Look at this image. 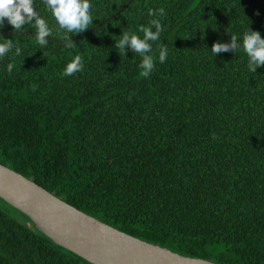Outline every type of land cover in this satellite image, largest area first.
<instances>
[{
	"label": "trees",
	"instance_id": "trees-1",
	"mask_svg": "<svg viewBox=\"0 0 264 264\" xmlns=\"http://www.w3.org/2000/svg\"><path fill=\"white\" fill-rule=\"evenodd\" d=\"M90 3L92 23L75 34L34 0L52 31L42 48L34 22L0 24L14 45L0 57V163L138 238L264 264V65L250 71L243 49L250 29L264 38V0ZM153 19L164 30L144 77L142 57L115 43ZM231 34L241 46L214 55ZM76 55L83 70L65 76ZM4 206L18 211L0 198V264H93Z\"/></svg>",
	"mask_w": 264,
	"mask_h": 264
},
{
	"label": "water",
	"instance_id": "water-1",
	"mask_svg": "<svg viewBox=\"0 0 264 264\" xmlns=\"http://www.w3.org/2000/svg\"><path fill=\"white\" fill-rule=\"evenodd\" d=\"M0 198L53 242L93 264H218L119 230L1 163Z\"/></svg>",
	"mask_w": 264,
	"mask_h": 264
},
{
	"label": "clouds",
	"instance_id": "clouds-1",
	"mask_svg": "<svg viewBox=\"0 0 264 264\" xmlns=\"http://www.w3.org/2000/svg\"><path fill=\"white\" fill-rule=\"evenodd\" d=\"M45 5L51 11L61 30L69 33H79L89 28L92 23L91 3L90 0H44ZM150 16L157 13L149 10ZM159 15H164V9L159 10ZM14 29L20 30L26 24H32L36 28V40L38 45L46 46L48 40L46 37L52 36V31L48 27L45 19L41 18L34 7V0H0V24L4 19ZM150 26H141L139 31L143 33L141 38L135 32H123L119 41H116L115 48L119 53L125 55V48L130 47L131 50L142 57L139 67L142 69L141 75L147 77L155 66V60L152 53V44L160 39V33L164 30L160 21L153 19L149 21ZM155 28V31L152 28ZM71 46V45H69ZM241 45L238 43L236 35L231 34L230 43H221L219 41L213 43L211 51L214 55L221 51H236ZM14 47L11 39H3L0 42V57L5 56ZM243 49L249 57L248 67L252 72L256 71L257 66L264 65V38L261 37L259 31L250 29L243 35ZM16 54L21 53V48L15 46ZM167 58V49L161 48L159 51V62H165ZM84 60L81 55H76L64 69V75L70 76L82 71ZM14 65L8 64L7 70L12 71Z\"/></svg>",
	"mask_w": 264,
	"mask_h": 264
},
{
	"label": "rangeland",
	"instance_id": "rangeland-1",
	"mask_svg": "<svg viewBox=\"0 0 264 264\" xmlns=\"http://www.w3.org/2000/svg\"><path fill=\"white\" fill-rule=\"evenodd\" d=\"M5 209H7L9 211V213L13 214L14 216H16L18 219L22 220L24 223H27L25 217L22 215V213H20L19 211H15L13 209H11L8 206H4Z\"/></svg>",
	"mask_w": 264,
	"mask_h": 264
}]
</instances>
